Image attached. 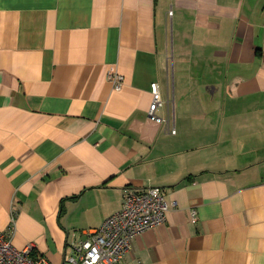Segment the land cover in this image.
Returning <instances> with one entry per match:
<instances>
[{
    "label": "crops",
    "instance_id": "1",
    "mask_svg": "<svg viewBox=\"0 0 264 264\" xmlns=\"http://www.w3.org/2000/svg\"><path fill=\"white\" fill-rule=\"evenodd\" d=\"M148 186L167 221L119 264H264V0H0V230L69 264Z\"/></svg>",
    "mask_w": 264,
    "mask_h": 264
},
{
    "label": "built area",
    "instance_id": "2",
    "mask_svg": "<svg viewBox=\"0 0 264 264\" xmlns=\"http://www.w3.org/2000/svg\"><path fill=\"white\" fill-rule=\"evenodd\" d=\"M171 15L170 10L169 16ZM108 80L115 90H120L124 76L114 70L108 74ZM150 91L152 101L149 106V118L170 127L169 118H164L157 113L165 103L159 83L152 82ZM171 132H175L174 127ZM123 191L121 208L107 216L99 227L87 232L85 238L74 248L73 254L66 252L65 262L69 264H119L131 250L136 237L167 221L170 204L166 200L163 187H126ZM15 209L13 206L8 229L0 230V264H50L47 256L35 252L33 242H29L22 248L13 245ZM191 213L192 216L196 214L194 210Z\"/></svg>",
    "mask_w": 264,
    "mask_h": 264
},
{
    "label": "rangeland",
    "instance_id": "3",
    "mask_svg": "<svg viewBox=\"0 0 264 264\" xmlns=\"http://www.w3.org/2000/svg\"><path fill=\"white\" fill-rule=\"evenodd\" d=\"M168 66H169V71H170V75H171V80H170V83H171V86H172V90L170 92V100L172 98V91H173V88H174V85H175V79L176 77L178 78L179 80V75L176 76V74L174 73V53H173V50H174V46L178 44L177 42V36L175 35V24H173V21H172V17L170 16V21L168 23ZM170 75H169V78H170ZM176 82H177V79H176Z\"/></svg>",
    "mask_w": 264,
    "mask_h": 264
},
{
    "label": "trees",
    "instance_id": "4",
    "mask_svg": "<svg viewBox=\"0 0 264 264\" xmlns=\"http://www.w3.org/2000/svg\"><path fill=\"white\" fill-rule=\"evenodd\" d=\"M76 197V196H75Z\"/></svg>",
    "mask_w": 264,
    "mask_h": 264
}]
</instances>
